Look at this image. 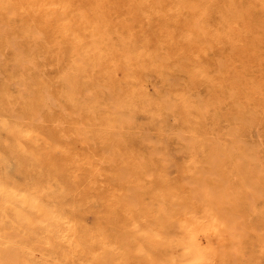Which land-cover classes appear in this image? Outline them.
<instances>
[{
    "label": "bare ground",
    "instance_id": "bare-ground-1",
    "mask_svg": "<svg viewBox=\"0 0 264 264\" xmlns=\"http://www.w3.org/2000/svg\"><path fill=\"white\" fill-rule=\"evenodd\" d=\"M197 262L264 264V0H0V264Z\"/></svg>",
    "mask_w": 264,
    "mask_h": 264
},
{
    "label": "rangeland",
    "instance_id": "rangeland-1",
    "mask_svg": "<svg viewBox=\"0 0 264 264\" xmlns=\"http://www.w3.org/2000/svg\"><path fill=\"white\" fill-rule=\"evenodd\" d=\"M5 83H6V84H8V81H7V80H5Z\"/></svg>",
    "mask_w": 264,
    "mask_h": 264
},
{
    "label": "snow or ice",
    "instance_id": "snow-or-ice-1",
    "mask_svg": "<svg viewBox=\"0 0 264 264\" xmlns=\"http://www.w3.org/2000/svg\"><path fill=\"white\" fill-rule=\"evenodd\" d=\"M197 264H198V262H197Z\"/></svg>",
    "mask_w": 264,
    "mask_h": 264
}]
</instances>
